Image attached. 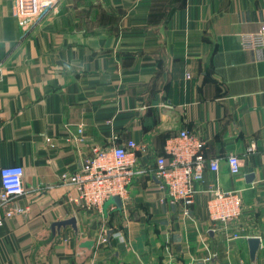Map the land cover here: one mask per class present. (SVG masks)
I'll use <instances>...</instances> for the list:
<instances>
[{
	"label": "crops",
	"instance_id": "crops-1",
	"mask_svg": "<svg viewBox=\"0 0 264 264\" xmlns=\"http://www.w3.org/2000/svg\"><path fill=\"white\" fill-rule=\"evenodd\" d=\"M17 11L16 0H0V173L24 168L25 193L11 208L26 212L0 210V264H253L250 238L261 240L255 264H264V48L242 44L264 26V0H60L26 36ZM183 130L220 165L190 208L164 201L155 174ZM130 141L146 152L136 153L143 172L122 207L86 209L62 174L95 147ZM217 189L243 200L226 233L210 217ZM72 218L76 230L52 231Z\"/></svg>",
	"mask_w": 264,
	"mask_h": 264
},
{
	"label": "built area",
	"instance_id": "built-area-1",
	"mask_svg": "<svg viewBox=\"0 0 264 264\" xmlns=\"http://www.w3.org/2000/svg\"><path fill=\"white\" fill-rule=\"evenodd\" d=\"M16 2L22 36H26L38 28L45 16L57 7L60 0H16ZM242 44L247 49L261 52L260 50L264 48V26L258 34L242 36ZM77 135L84 141L81 126L77 130ZM47 142L53 146L50 138ZM139 151L146 152V148L140 147L134 141L128 142L126 146L95 147L92 157L83 163L79 171L71 175L64 173L61 180L63 184L77 188L78 200L86 209L99 210L112 198H126L134 178L143 172L136 169V153ZM261 158L264 163V152ZM155 162V174L164 192L163 200L172 204L182 203L186 208H190L195 203L196 185L203 182L207 170L215 173L220 171L218 160H207L205 142L192 136L187 130L169 139L166 155L158 156ZM229 167L232 176L242 172V164L237 156L230 157ZM24 172L21 166H7L1 169L3 189L0 210L6 209L7 219L26 212L21 206L11 208L15 199L25 193ZM211 193L213 196L208 207L210 217L216 224L213 229L226 233L230 229L229 226L242 216V197L238 192L223 193L219 189ZM4 224L5 218L0 216V227ZM239 237L238 233H233L228 240L231 242Z\"/></svg>",
	"mask_w": 264,
	"mask_h": 264
},
{
	"label": "water",
	"instance_id": "water-1",
	"mask_svg": "<svg viewBox=\"0 0 264 264\" xmlns=\"http://www.w3.org/2000/svg\"><path fill=\"white\" fill-rule=\"evenodd\" d=\"M251 178H254V176H251ZM111 200L114 201L118 205V208L122 207L123 201L121 198L115 197V198H112ZM68 224L71 225L75 230L77 229V226H76L78 224L77 220L76 218H72L71 220H68L66 222L55 223L52 226V231L54 232L57 229L60 230L61 228L68 226ZM112 234H113L112 231L108 233L109 239ZM248 242H249V247H250V259H251V262L255 264L258 252L261 247V240L259 238H250ZM95 244H96L95 241H86L81 245V247L92 250L95 247Z\"/></svg>",
	"mask_w": 264,
	"mask_h": 264
}]
</instances>
